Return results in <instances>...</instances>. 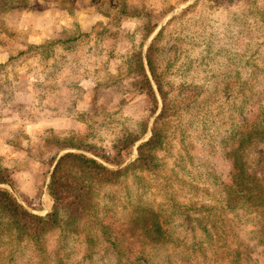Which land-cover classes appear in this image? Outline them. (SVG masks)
I'll return each instance as SVG.
<instances>
[{"label": "rangeland", "instance_id": "1", "mask_svg": "<svg viewBox=\"0 0 264 264\" xmlns=\"http://www.w3.org/2000/svg\"><path fill=\"white\" fill-rule=\"evenodd\" d=\"M148 55L173 97L160 122L168 134L160 173L99 185L95 214L79 230L46 234L43 250L5 232L0 264H139L147 249L157 256L151 264H191L178 248L167 254L135 235L134 208H167L174 195L199 207L214 201V185L233 184L232 135L240 120L244 131L258 125L264 110V0H0V172L9 178L1 186L45 214L62 154L110 151L119 135L147 126L128 162L135 159L164 107ZM262 136L244 162L264 183ZM231 256L221 241L200 264Z\"/></svg>", "mask_w": 264, "mask_h": 264}, {"label": "trees", "instance_id": "2", "mask_svg": "<svg viewBox=\"0 0 264 264\" xmlns=\"http://www.w3.org/2000/svg\"><path fill=\"white\" fill-rule=\"evenodd\" d=\"M154 49L153 45L149 55ZM149 55L148 64L163 97L164 107L154 122L152 134L138 146L136 158L128 162L137 142L147 134V126L119 135L110 151L91 150L93 154L68 151L62 154L48 183L53 207L45 214L33 212L11 189L1 186V183L9 182V178L5 172H0V237L8 232L19 241L31 242L43 250L46 234L56 229L79 230L81 219L95 214L94 196L99 185L121 182L134 175L140 176L144 171L155 175L160 173L164 164L160 150L165 149L168 143V134L160 122L169 113L172 96L163 89ZM138 57L144 76L143 85L148 86L156 99L142 54ZM258 117V125H253L250 130H243V120L236 126L237 133L232 135L236 141L232 150L236 171L233 184L222 189L213 182L214 187L208 193L215 202L202 201L203 204L197 207V201L188 199L183 202L174 195L168 199L167 208L163 203L137 204L131 224L133 233L142 235L147 246L165 248L167 254L169 249L178 248L177 257L184 263L200 264L211 247L224 241L232 252L230 264H264V183L247 170L244 162L247 145L257 135L264 137V110ZM185 230L189 234H183ZM155 257L148 254L147 249L136 259L139 264L146 261L151 264ZM164 259L171 261V256Z\"/></svg>", "mask_w": 264, "mask_h": 264}]
</instances>
